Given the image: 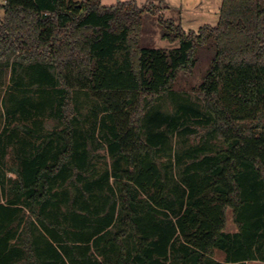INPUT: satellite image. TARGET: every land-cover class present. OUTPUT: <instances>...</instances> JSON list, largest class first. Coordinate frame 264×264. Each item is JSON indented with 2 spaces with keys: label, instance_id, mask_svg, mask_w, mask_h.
Masks as SVG:
<instances>
[{
  "label": "trees",
  "instance_id": "16d2710c",
  "mask_svg": "<svg viewBox=\"0 0 264 264\" xmlns=\"http://www.w3.org/2000/svg\"><path fill=\"white\" fill-rule=\"evenodd\" d=\"M0 7V79L13 82L6 116L35 117L18 127L25 138L0 133V162L17 143L14 177L0 167V264H168L171 253L182 264L264 263V0H221L215 25L187 32L152 2ZM145 15L178 46H143ZM204 48L213 56L199 109L155 110ZM32 85L43 88L36 100L12 92ZM82 100L95 103L88 116ZM173 133L224 147L177 154L186 163L172 174L159 159ZM99 149L112 163L94 174Z\"/></svg>",
  "mask_w": 264,
  "mask_h": 264
},
{
  "label": "rangeland",
  "instance_id": "374dc122",
  "mask_svg": "<svg viewBox=\"0 0 264 264\" xmlns=\"http://www.w3.org/2000/svg\"><path fill=\"white\" fill-rule=\"evenodd\" d=\"M104 3H110V0H103ZM125 1V0H119ZM138 5H147L150 2L154 3L156 7L163 10L164 17L166 19L174 20L176 23L180 24L184 31H197L199 27L203 25H215L218 21L219 16V7L218 4L221 3V0H136ZM106 4L108 6L114 5ZM3 4V0H0V5ZM164 8V9H163ZM3 16V11L0 7V19ZM144 24L141 30L140 43L149 48L156 49H165L170 50L178 46L177 42L170 43L167 40L161 38V28L157 21V16L145 15ZM213 56V51L210 48H204L197 54V62L195 68L189 73H180L176 78L174 84L172 85L173 94L168 98L160 99L156 105L155 110H161L173 114L178 106L181 104L193 106L196 109H199V97L197 96V90L200 83L203 80L204 75L210 66V61ZM24 75V74H23ZM23 79V78H22ZM24 79L28 80L24 76ZM28 82V81H27ZM13 85L11 74L7 75L5 78L0 79V133L6 129V134H13V139L25 138L26 134L19 129V126H32V122L35 119L30 118L29 120H23L21 114L16 112L14 115L7 117L6 116V107L9 100L12 99V95H6L5 92ZM43 88L38 87V85H32L27 92L19 93L21 90H13L12 92L21 94V96H28L32 100H36L40 97ZM19 91V92H18ZM26 91V90H25ZM14 97V96H13ZM80 104L81 113L84 116L91 114L92 108H94L95 103L90 100H82ZM44 127L50 124V119L45 117L43 119ZM86 123V127H87ZM49 129L50 127H45ZM200 134H204V130L199 129ZM203 146L211 150H216L223 148L224 146L219 140L202 137L200 139L189 140L182 136L177 135L176 133L171 136V140L168 146V149L164 154L160 156L159 162L163 166H167V171L172 174H178L184 169V164L178 163L176 161L177 154H182L188 152L194 148ZM17 143L9 145L7 152L3 155L0 167L7 170V175L14 177L9 171V168L13 166L15 149ZM169 153L172 155L169 157ZM1 155V154H0ZM2 156V155H1ZM0 156V157H1ZM171 158V159H170ZM171 160V161H170ZM112 160L107 155L105 151L98 150L93 155L92 160V170L94 174H101L106 169L111 168ZM172 165V166H170ZM1 202L4 201V197L0 194ZM118 227L111 229V232L117 231ZM237 230L235 224L232 221L231 210L227 211L226 218V228L225 231L233 233ZM176 246H180L181 242L179 238L175 239ZM175 255L171 253L169 256L168 264H182L181 261L176 260ZM216 261L222 262L224 260V254L216 251L214 255ZM248 264H264L263 262H251Z\"/></svg>",
  "mask_w": 264,
  "mask_h": 264
},
{
  "label": "crops",
  "instance_id": "0c3cea01",
  "mask_svg": "<svg viewBox=\"0 0 264 264\" xmlns=\"http://www.w3.org/2000/svg\"><path fill=\"white\" fill-rule=\"evenodd\" d=\"M117 2V1H119V0H110V3H106V4H111V3H113V2ZM125 1H127V0H125ZM101 3H102V5H104V6H108V5H106L105 3H104V1L103 0H101ZM1 6V5H0ZM218 7H220V3L218 4ZM252 262H257V261H252ZM248 263H251V262H247L246 264H248Z\"/></svg>",
  "mask_w": 264,
  "mask_h": 264
}]
</instances>
